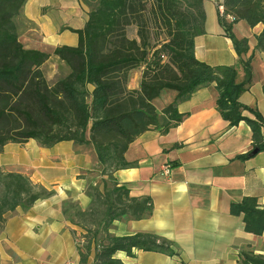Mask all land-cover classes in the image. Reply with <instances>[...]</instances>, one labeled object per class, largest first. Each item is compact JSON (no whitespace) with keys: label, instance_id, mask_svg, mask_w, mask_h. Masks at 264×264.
I'll return each mask as SVG.
<instances>
[{"label":"trees","instance_id":"trees-1","mask_svg":"<svg viewBox=\"0 0 264 264\" xmlns=\"http://www.w3.org/2000/svg\"><path fill=\"white\" fill-rule=\"evenodd\" d=\"M26 2L0 0V153L8 144L29 140L44 148L71 142L94 151L100 180L86 188L88 208L72 202L62 210L76 228L70 233L77 264H124L116 257L119 252L175 256L172 244L158 236L110 232L116 221H140L152 212L148 198L130 197L113 176L130 167L124 158L129 145L144 132L164 135L175 128L185 117L177 103L213 85L222 119L231 127L244 122L251 131L252 149L236 159H247L255 149L264 152V118L238 102L249 81L238 84L234 67H210L194 57V39L204 34L202 0H96L93 6L84 1L89 7L85 25L70 29L78 36L77 46L56 47L51 54L69 73L52 84L41 70L51 55L26 49L19 41L17 21ZM242 21L264 26V0L223 1L218 22L238 56L248 50L247 40L233 33ZM128 28L135 29L136 38H128ZM256 50L264 52V30L256 37ZM139 69L138 89L129 90L130 76ZM168 91L175 97L158 111L152 102ZM50 194L23 174L0 170V230L8 213L26 211ZM229 214L242 218L246 233L264 234V207L255 198L231 203ZM240 264H264V256L243 252Z\"/></svg>","mask_w":264,"mask_h":264},{"label":"crops","instance_id":"crops-1","mask_svg":"<svg viewBox=\"0 0 264 264\" xmlns=\"http://www.w3.org/2000/svg\"><path fill=\"white\" fill-rule=\"evenodd\" d=\"M223 1L202 0L204 34L194 39V57L210 67H234L236 83L249 81L238 102L264 118V52L256 50V37L264 26L249 27L243 21L234 25V35L248 45L238 56L218 22ZM87 18L88 9L80 0H27L17 21L19 41L26 49L50 55L56 47H75L78 36L70 29L81 30ZM22 23L29 25L27 29ZM138 85L139 79L130 76L128 89ZM161 96L152 102L158 111L172 103L175 94L168 95L159 109L155 102ZM216 97L213 85L198 89L177 103L178 113L185 117L175 128L164 135L144 132L129 145L124 158L130 167L113 176L130 197L148 198L152 212L140 221H116L110 232L120 237L158 236L172 244L176 255L117 253L124 264H240L243 252L264 256V234L246 233L242 218L229 214V205L244 197H253L264 207V152L236 159L252 149L251 131L244 122L231 127L223 120ZM261 135L264 139V129ZM163 165L170 167L168 179L161 174ZM98 168L91 148L71 142L51 148L33 140L4 146L0 170L23 174L51 194L26 211L17 208L6 215L0 230V264H77L70 233L76 228L62 214L63 205L71 201L82 210L88 208L86 188L97 184L99 177L90 173Z\"/></svg>","mask_w":264,"mask_h":264},{"label":"rangeland","instance_id":"rangeland-1","mask_svg":"<svg viewBox=\"0 0 264 264\" xmlns=\"http://www.w3.org/2000/svg\"><path fill=\"white\" fill-rule=\"evenodd\" d=\"M82 1L83 5L87 7L88 11H89V7L84 3V1H88V3L93 6L94 2L96 0H80ZM22 26H24L25 29H27V27L29 26L28 24H23L22 23ZM155 29V28H154ZM156 33H160L161 30H154ZM127 36L128 38L130 39H133V38H136V34H135V29L134 28H128L127 30ZM160 39L161 40H164V35L163 34H160ZM42 72L44 74V77L46 78L47 82L49 84H52L54 83L56 80L58 79H61L63 78L64 76H66L68 73H69V70L68 68L60 63L58 60H56V58H54L53 56L51 57V59L43 66L42 68ZM140 72L141 70H136L132 73L131 75V79H139L140 80ZM171 94H175L174 92H165L163 93V97L161 96V99L159 101H156L155 104L156 106L160 109L161 108V105L164 104L165 100H168L167 99V96L168 95H171ZM87 149L90 150V147H86ZM100 170V167L98 169H95L93 171V173H90V174H93V176H96L97 175V172H99ZM99 180L100 178H97V180H95L97 183H99ZM68 203L67 205L69 206L72 202L71 201H68L66 202ZM74 203V202H73ZM76 204V203H75ZM73 205V204H72ZM77 234L79 236L80 232L79 230H77ZM77 236V238H78ZM80 237V236H79Z\"/></svg>","mask_w":264,"mask_h":264},{"label":"built area","instance_id":"built-area-1","mask_svg":"<svg viewBox=\"0 0 264 264\" xmlns=\"http://www.w3.org/2000/svg\"><path fill=\"white\" fill-rule=\"evenodd\" d=\"M220 13H221V8H220ZM161 174L165 179L169 178L170 175V167L168 165H163L161 167Z\"/></svg>","mask_w":264,"mask_h":264},{"label":"water","instance_id":"water-1","mask_svg":"<svg viewBox=\"0 0 264 264\" xmlns=\"http://www.w3.org/2000/svg\"><path fill=\"white\" fill-rule=\"evenodd\" d=\"M257 152V150L255 149L253 152H252V154H255Z\"/></svg>","mask_w":264,"mask_h":264}]
</instances>
